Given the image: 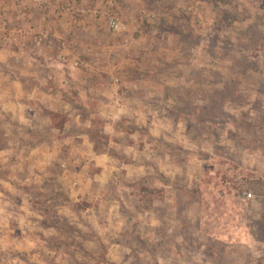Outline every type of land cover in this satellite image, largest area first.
Returning a JSON list of instances; mask_svg holds the SVG:
<instances>
[{"label":"rangeland","instance_id":"rangeland-1","mask_svg":"<svg viewBox=\"0 0 264 264\" xmlns=\"http://www.w3.org/2000/svg\"><path fill=\"white\" fill-rule=\"evenodd\" d=\"M10 1L0 99L7 71L56 98L0 114V157L32 165L0 182V264H264V0Z\"/></svg>","mask_w":264,"mask_h":264},{"label":"crops","instance_id":"crops-1","mask_svg":"<svg viewBox=\"0 0 264 264\" xmlns=\"http://www.w3.org/2000/svg\"><path fill=\"white\" fill-rule=\"evenodd\" d=\"M5 1H7V0H5ZM10 2H12V0ZM20 3H22V2L20 1ZM5 5H6V2H5ZM10 5H11V3H10ZM17 5H20V4H16L15 6H17ZM9 8H11V6ZM7 13H8L9 18H10L9 22L12 24L14 22H16L17 19H20V21L23 19V18H19L18 16L16 17V15L14 16L11 11H9ZM20 16H21V14H20ZM57 34H59V36H60V34H63V33L58 31ZM51 46L53 48V45H51ZM33 49L34 48H31L30 46H24V48L21 49L22 51L19 50L18 53L21 56L24 54H27L29 56V52L33 51ZM57 58H58V56H57ZM42 61H45V60H41V62ZM24 62H25V60H23V65H25ZM43 66H45V65H43ZM6 75L8 76L7 78H9L10 86L6 87V89L2 90V96H5V97L0 99V114L5 115L7 117V120L13 121L20 129H22L23 127L26 126V123L28 121L27 115L31 114L29 112L30 109L25 107V106H27V104L30 103L29 100L39 99V96H44V97H50L51 102H52V100H54L56 98V96H55L56 91H52V92L47 94L45 91H43V89H38V87L37 88L35 87L36 90L35 89L25 90L22 88L19 81L16 80V78L14 76H11L10 71H7ZM47 78H49V76L45 77V78H39V79H37V82L42 81V79H43V81L48 82ZM52 78H53V76H52ZM29 80H30V78H29ZM32 81H31V83H32ZM52 83H54L53 80H52ZM16 85H19V86L13 88ZM19 87H21V88L19 89ZM12 90H14V92ZM53 105L54 104H50L49 107L51 108V107H53ZM47 129L50 131L48 133H46L45 136L41 137L40 139L43 138V140H46V141L49 140L48 141L49 143L44 144V143H41L40 141H39V143L36 141V143H34V144L32 143V145H31L32 150L37 151L38 149H40V150L45 151V158L36 159L37 161H35V166L32 167L33 169H35V175L34 176L39 178V179L44 178L47 175L50 176L51 178L54 177V171H50L46 165L48 163L54 162L53 149H54V142L56 141L57 133L53 132V130L55 128L52 127L51 125H49ZM55 131H57V130L55 129ZM22 137L27 138V135H25L23 133ZM0 153H5V152L0 150ZM18 164H21V165L26 164V167H27L26 170L27 171L31 170L30 166H32V165L29 164L26 156L21 155V153L19 155H16V154L7 155V154H5L4 157L3 156L0 157V168L2 167L5 169V171L9 172L7 177L0 178V182H3V183L9 182V183H7L8 186L9 187L13 186L12 189L14 191L22 190L21 185L17 184L14 180V178L17 174L16 173L17 172L16 166ZM22 179H21V181H22L21 184L24 182L25 179L28 180L27 176L23 177ZM38 181L39 180L37 179V182H34L36 184L33 187L32 186L31 187L38 189V190H42V189H39L40 186L38 184ZM8 186H6V187L8 188ZM2 207L3 206L0 203V210H2Z\"/></svg>","mask_w":264,"mask_h":264},{"label":"built area","instance_id":"built-area-1","mask_svg":"<svg viewBox=\"0 0 264 264\" xmlns=\"http://www.w3.org/2000/svg\"><path fill=\"white\" fill-rule=\"evenodd\" d=\"M36 2H39L40 0H34ZM79 11L81 14H83V16H91L92 18L95 17H99L102 13H100L99 11H97L95 8H79ZM105 16V24H106V28L111 31V32H121L125 30V25L122 24L121 22L118 21V19L116 17H114L113 15L103 12V14ZM10 33H12V30L10 31ZM21 33V32H19ZM37 35H40L41 38H46L48 37V33L45 31H38ZM8 35V34H7ZM15 37L12 36V40H14ZM249 194H247L248 196Z\"/></svg>","mask_w":264,"mask_h":264}]
</instances>
